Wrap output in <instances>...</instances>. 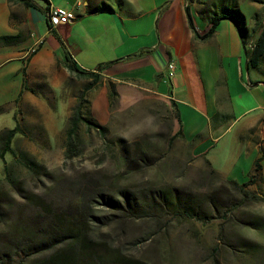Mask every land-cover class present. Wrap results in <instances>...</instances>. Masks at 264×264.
<instances>
[{
    "label": "crops",
    "instance_id": "0c3cea01",
    "mask_svg": "<svg viewBox=\"0 0 264 264\" xmlns=\"http://www.w3.org/2000/svg\"><path fill=\"white\" fill-rule=\"evenodd\" d=\"M32 1L37 7L0 0V39L12 37L0 42V133L11 129L5 122L16 112L43 115L39 126L50 135L57 110L64 112L68 125L78 95L91 82L71 75L65 67L70 56L82 70L99 75L87 100L91 117L101 125L110 117L113 87L123 106H132L144 92L153 93L174 104L194 156L211 166L218 160L211 158L212 151L236 128L243 142L241 157L230 168L213 169L244 185L259 161L257 180L248 188L264 196V80L252 77L233 20H220L215 33L202 39L212 29V19L227 11L243 17L251 35L257 28L252 19L263 11L264 0ZM49 4L74 11L77 19L51 29ZM37 41L38 52L26 58ZM108 63L114 64L98 71ZM171 64L176 69L172 77ZM246 169L251 172L241 182Z\"/></svg>",
    "mask_w": 264,
    "mask_h": 264
},
{
    "label": "rangeland",
    "instance_id": "374dc122",
    "mask_svg": "<svg viewBox=\"0 0 264 264\" xmlns=\"http://www.w3.org/2000/svg\"><path fill=\"white\" fill-rule=\"evenodd\" d=\"M225 4L231 6L220 3ZM251 24L264 27V8ZM251 36L257 40L259 30ZM258 68L250 67V73L264 80V56ZM56 117L51 135L39 126L43 115L16 112L5 122L11 129L20 122L23 131L13 143L18 160L6 157L10 176L19 185L9 181L0 159V233L22 212L27 218L34 214L30 196L69 213L76 202L87 200L93 201L96 237L117 247L123 264H264V200L243 199L226 183L233 181L214 172L241 157L243 142L236 128L212 151L211 158L218 160L211 166L194 156L192 144L175 136L179 123L169 101L144 92L135 104L123 106L117 97L103 125L106 139L83 128L81 154L67 160L68 125L64 112L57 110ZM22 153L45 170H29ZM250 172L245 170L241 182ZM104 193L113 206L99 198ZM128 202L137 206L133 217L124 209Z\"/></svg>",
    "mask_w": 264,
    "mask_h": 264
},
{
    "label": "trees",
    "instance_id": "16d2710c",
    "mask_svg": "<svg viewBox=\"0 0 264 264\" xmlns=\"http://www.w3.org/2000/svg\"><path fill=\"white\" fill-rule=\"evenodd\" d=\"M16 1L27 7H37V4L32 0ZM227 12L228 13H222L219 17L215 16L212 19V29L207 35L202 37V39H209L215 33L220 20H233L239 26L249 67L259 69V61L264 56V27L254 31L256 33L259 30V37L257 40H254V37L247 34L244 28L243 24L245 19L243 17L231 16L229 14L230 11ZM187 15L192 30L196 37L199 38L200 36L195 29L189 7H187ZM240 23H242V27ZM11 40L12 37H2L0 42L6 44ZM250 41H254L255 43L253 51L247 49V45ZM113 64L114 63L102 64L99 66L98 71L102 72L107 70ZM65 67L71 75L76 76L78 79H87L92 82L78 95L77 106L73 109L68 122L65 157L67 160H70L81 154L79 152L78 140L80 138V131L83 128H85L87 133L96 131L104 140L107 137L108 129L93 119L88 111L89 102L87 100V93L99 82V75L94 72L82 70L70 56L67 57ZM117 97L118 94L113 88L110 95L111 104ZM171 105L174 109L175 119L180 125V129L175 136L182 137L185 140L181 130L179 113L175 109L174 104L172 103ZM22 131L23 128L16 121L15 128L6 129L0 133V159L5 165L4 170L7 174L6 176H8L9 181L13 185H17L18 183L10 176L6 157L10 154L18 160L13 143ZM121 146L120 143V147ZM21 158L27 168L32 172L45 170L36 162L31 161L26 153H22ZM134 162L135 161H133V163ZM260 170V162L258 161L256 163L255 174L250 177L247 184L239 185L233 182L226 183L245 200L247 199L252 202H257L261 198L264 200L260 195L248 190V186L256 182ZM214 172L215 174L217 173L216 171ZM98 196L104 202L113 206V199L110 195L104 193ZM166 199L167 198L163 195V201L167 202ZM27 200L33 205L34 214L27 218L22 212L14 225L0 233V264H123V257L118 251V248L108 241L99 239L95 235L93 221L91 219L93 201L87 202L86 200V202H82V200H80V202H76V204L73 205V211L69 213L63 210L55 211L50 204L45 203L40 198L30 196ZM126 205L127 207L124 209L133 217V211L137 210V206L134 203L129 204V202L126 203ZM165 205L168 206L167 203ZM119 207H121V205H119ZM117 209L120 208L117 206ZM2 216L3 212L0 204V219ZM47 253H49V255L35 259L38 255Z\"/></svg>",
    "mask_w": 264,
    "mask_h": 264
},
{
    "label": "built area",
    "instance_id": "2783aa9c",
    "mask_svg": "<svg viewBox=\"0 0 264 264\" xmlns=\"http://www.w3.org/2000/svg\"><path fill=\"white\" fill-rule=\"evenodd\" d=\"M77 16L74 11L67 10L64 8L56 7L52 4H49L48 7V20L51 25V29L57 28L61 25H67L71 22L75 21ZM254 41H250L247 45V49L249 51H253ZM41 45V41H37L35 46L27 50L25 56L26 58H30L38 52L39 46ZM170 76L172 77L176 71L175 66L173 64L169 65Z\"/></svg>",
    "mask_w": 264,
    "mask_h": 264
},
{
    "label": "bare ground",
    "instance_id": "6f19581e",
    "mask_svg": "<svg viewBox=\"0 0 264 264\" xmlns=\"http://www.w3.org/2000/svg\"><path fill=\"white\" fill-rule=\"evenodd\" d=\"M254 48H255V44H254V46H253V50H254Z\"/></svg>",
    "mask_w": 264,
    "mask_h": 264
}]
</instances>
